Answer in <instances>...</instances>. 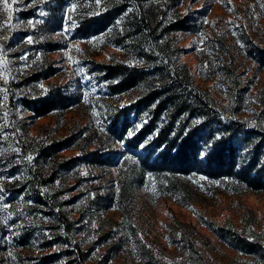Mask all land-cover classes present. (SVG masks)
Here are the masks:
<instances>
[{
	"label": "rangeland",
	"instance_id": "obj_1",
	"mask_svg": "<svg viewBox=\"0 0 264 264\" xmlns=\"http://www.w3.org/2000/svg\"><path fill=\"white\" fill-rule=\"evenodd\" d=\"M44 1L6 0L5 7V0H0V130L11 141L7 149L0 146V264H21L20 257L65 247L54 243L41 248L43 239L55 241L58 232L51 231L58 220L46 214L45 205L36 206L27 190L18 188L30 174L39 148L73 133L78 134L75 145L54 159L76 158L77 165L41 190L57 197L55 205L70 220H78L71 239L85 252L86 264H146L148 253L159 264H264V191L230 192L224 183L206 181L197 184L186 206L172 197L154 199L141 187L133 191L127 211L96 199L118 189L117 168L93 166L78 158L91 150L104 155L120 151L122 142L109 138L106 119L115 107L130 104L137 90L106 92L95 63L128 62L127 55L121 46L107 43L106 34H77L75 3L66 5L61 30L45 36L60 48L30 53L31 36L23 42L19 31L35 26L45 14ZM158 1L193 19L194 32H176L174 45L194 82L229 118L264 133V0ZM10 33L16 41L12 47L4 42ZM39 66L55 72L16 86ZM54 85L76 94L77 102L64 111L33 117L18 102L21 95L44 93ZM11 127L27 148L26 156L19 144L12 143V134L7 135ZM10 153L14 154L6 157ZM6 158L15 167L13 172L10 165L2 166ZM51 160L43 168L45 175ZM25 227L38 236L22 245L15 239ZM57 229L61 234V227ZM64 261L60 256L59 262Z\"/></svg>",
	"mask_w": 264,
	"mask_h": 264
},
{
	"label": "trees",
	"instance_id": "obj_2",
	"mask_svg": "<svg viewBox=\"0 0 264 264\" xmlns=\"http://www.w3.org/2000/svg\"><path fill=\"white\" fill-rule=\"evenodd\" d=\"M69 3L76 4L73 18L77 34H106L107 43L121 46L127 55L128 62L112 59L95 63L106 92L120 95L137 90V97L130 104L115 107L106 119L109 138L122 142L120 151L104 155L91 150L78 158L93 166L117 168L118 189L105 196L96 195V199L101 198L108 205L127 211L133 191L141 187L154 199L172 197L186 206L194 197L197 184L206 181L224 183L230 192L264 191V133L225 115L179 60L180 51L174 45L175 33L194 32L191 16L172 11V6L158 0H46L45 14L35 26L19 31L22 34L19 40L23 42H26L25 37L31 36L30 53L60 48L45 36L61 30ZM14 37L13 33L9 35L5 44L14 46ZM54 72L53 67L39 66L15 84L22 87ZM77 98L63 86L54 85L44 93H29L17 99L33 117L64 111L76 103ZM11 128L6 131L7 135L12 134V143L19 144L21 154L26 156L27 148L19 143L18 134L14 127ZM77 136L73 133L40 147L32 158L34 166L30 167V174L18 188V191L27 190L28 198H32L36 206L45 205L43 210L49 217L57 218V228L62 229L61 234L57 228L52 230L54 234L58 232L55 241L43 239L45 243L41 248L47 249L54 243L65 247L58 252L20 257L21 264H86L85 252L71 239L74 223L78 220H70L63 209L55 205L57 197L41 190L43 185L48 186L60 177L63 170H71L77 163L76 158L54 159L63 149L73 147ZM10 142L0 130V146L7 149ZM49 158L53 160L45 175L43 168ZM2 164L10 165L13 172L15 167L11 166L9 158ZM36 236L33 228L25 227L15 241L26 245ZM63 255L65 261L60 263ZM146 261V264H159L151 253Z\"/></svg>",
	"mask_w": 264,
	"mask_h": 264
},
{
	"label": "snow or ice",
	"instance_id": "obj_3",
	"mask_svg": "<svg viewBox=\"0 0 264 264\" xmlns=\"http://www.w3.org/2000/svg\"><path fill=\"white\" fill-rule=\"evenodd\" d=\"M5 7H7V3H6V0H5ZM31 38H29V41H30Z\"/></svg>",
	"mask_w": 264,
	"mask_h": 264
}]
</instances>
